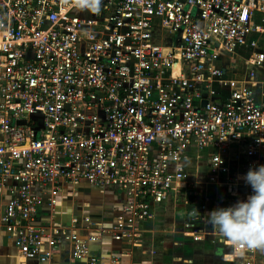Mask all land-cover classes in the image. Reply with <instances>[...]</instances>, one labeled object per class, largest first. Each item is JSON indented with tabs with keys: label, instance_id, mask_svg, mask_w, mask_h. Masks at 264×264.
I'll return each instance as SVG.
<instances>
[{
	"label": "built area",
	"instance_id": "2783aa9c",
	"mask_svg": "<svg viewBox=\"0 0 264 264\" xmlns=\"http://www.w3.org/2000/svg\"><path fill=\"white\" fill-rule=\"evenodd\" d=\"M72 3L0 0V227L30 264L63 241L84 264L100 235L138 242L191 186V155L215 202L246 198L242 177L264 164V0ZM81 183L122 196L111 226L56 222L58 195ZM197 196L194 220L210 207Z\"/></svg>",
	"mask_w": 264,
	"mask_h": 264
},
{
	"label": "crops",
	"instance_id": "0c3cea01",
	"mask_svg": "<svg viewBox=\"0 0 264 264\" xmlns=\"http://www.w3.org/2000/svg\"><path fill=\"white\" fill-rule=\"evenodd\" d=\"M210 188V186H209ZM212 191V189H210ZM213 192V191H212ZM210 194V192H208ZM214 193V192H213ZM225 195L216 194L218 201L209 203V206L233 204L225 203L221 199ZM190 197V196H189ZM171 201V200H170ZM156 206L153 217L142 226L143 237L149 239L153 233V226H157L159 218L168 209L169 202ZM122 202V196L112 190H100L81 183L78 186H68L58 195L56 205V222H66L72 216H88L94 221H101L106 226H111L116 208ZM211 225L205 228L209 229ZM220 237V240L218 238ZM227 240L219 234L207 237L202 234L200 240L190 242L184 246H176L177 250L167 242L156 254H149L143 250L142 245L127 240L114 241L109 235H100L90 245V255L97 259L96 264H110L117 259L120 264H231L227 258V253H232L230 245H225L221 241ZM144 243V241H140ZM139 243V241H138ZM182 250L180 251V249ZM70 244L63 241L59 249L54 253L49 264H84L83 261H75L70 255ZM251 264H264V250L252 249L249 253ZM0 264H30L24 262L17 254L14 241L11 236L0 227Z\"/></svg>",
	"mask_w": 264,
	"mask_h": 264
},
{
	"label": "clouds",
	"instance_id": "9594fccd",
	"mask_svg": "<svg viewBox=\"0 0 264 264\" xmlns=\"http://www.w3.org/2000/svg\"><path fill=\"white\" fill-rule=\"evenodd\" d=\"M102 0H73L72 7L95 14ZM252 189L244 199L206 213L207 222L223 238L240 249L264 250V164L250 166L242 177Z\"/></svg>",
	"mask_w": 264,
	"mask_h": 264
},
{
	"label": "rangeland",
	"instance_id": "374dc122",
	"mask_svg": "<svg viewBox=\"0 0 264 264\" xmlns=\"http://www.w3.org/2000/svg\"><path fill=\"white\" fill-rule=\"evenodd\" d=\"M195 164L196 158L191 155L190 158L186 162V169L188 170L189 179L192 182L191 186L186 190H183V195L179 198H174L169 202L168 209L163 212V215L159 218L157 226H153V233L149 239H145L143 235L141 236L139 243L137 245H142L143 250H147L149 254H156L155 250L159 252L160 249L167 242H172L170 247H174L177 250L176 246H184L185 244H189L190 242H196L200 238L202 234L204 236H211L213 238L214 234H218L213 227L206 229L207 225L210 224L207 222L206 213L211 211L216 207H223L224 205H215L210 206L209 209L204 210L202 213V219L200 217L195 218L190 215L191 210L196 211L197 203L198 205L204 204V202H199V200L191 201L188 192H191L192 195H198V192L203 193L205 198H208L210 203H214V193L210 190L211 187L206 186L203 178L197 176L195 174ZM210 192V194L208 193ZM198 201V202H197ZM226 203V202H225ZM144 241L141 243L140 241ZM169 243H167L168 245ZM182 248L180 249V251ZM231 254V253H230ZM227 253L226 255H230Z\"/></svg>",
	"mask_w": 264,
	"mask_h": 264
},
{
	"label": "water",
	"instance_id": "95a60500",
	"mask_svg": "<svg viewBox=\"0 0 264 264\" xmlns=\"http://www.w3.org/2000/svg\"><path fill=\"white\" fill-rule=\"evenodd\" d=\"M189 198H190L191 201H195V200L199 199V196L194 195V196H190Z\"/></svg>",
	"mask_w": 264,
	"mask_h": 264
},
{
	"label": "bare ground",
	"instance_id": "6f19581e",
	"mask_svg": "<svg viewBox=\"0 0 264 264\" xmlns=\"http://www.w3.org/2000/svg\"><path fill=\"white\" fill-rule=\"evenodd\" d=\"M177 67V66H176Z\"/></svg>",
	"mask_w": 264,
	"mask_h": 264
}]
</instances>
